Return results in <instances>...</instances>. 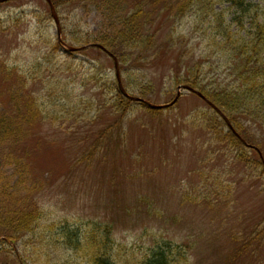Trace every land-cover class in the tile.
Wrapping results in <instances>:
<instances>
[{
  "label": "rangeland",
  "instance_id": "rangeland-1",
  "mask_svg": "<svg viewBox=\"0 0 264 264\" xmlns=\"http://www.w3.org/2000/svg\"><path fill=\"white\" fill-rule=\"evenodd\" d=\"M112 1L59 0L62 37L80 49L70 52L63 44L58 54L50 47L59 36L47 0L0 3V106L14 113H43L34 122L27 172L44 176L38 178L39 186L44 182L38 194L46 209L39 236L27 238L28 258L19 246L26 263H85L82 254L74 261L65 253L60 261V243L42 234L59 219L82 218L112 224L113 239L130 246L136 240L151 245L155 232L190 243V264H264V126L248 118H242L245 125L237 124L239 132L246 129L251 147L227 138L219 112L198 93L180 89L186 84L173 85L178 67L170 55H158L153 66L136 71L141 88L130 86L128 93L173 105L153 113L144 102H130L113 111L107 100L116 97L114 59L95 46L84 47L101 44L100 36L120 27L127 4ZM191 19L179 27L189 32L187 46L197 54L208 49L202 71L214 76L220 88L231 85L225 56L212 55L202 30L191 28ZM44 54L52 62L40 68L37 62ZM131 69L133 74L138 68ZM36 74L43 82L32 79ZM200 116L212 118V125ZM219 131L222 140L216 137ZM8 150L0 141V203H23L20 195L31 187V179ZM143 197L152 204L151 213ZM7 252L0 249V264H23L15 249Z\"/></svg>",
  "mask_w": 264,
  "mask_h": 264
},
{
  "label": "trees",
  "instance_id": "trees-1",
  "mask_svg": "<svg viewBox=\"0 0 264 264\" xmlns=\"http://www.w3.org/2000/svg\"><path fill=\"white\" fill-rule=\"evenodd\" d=\"M101 1L113 3L112 0ZM53 2L56 7L60 6L59 0H53ZM116 2L127 4V12L123 14L122 23L114 32L100 36L97 41L118 57L120 69L126 75L122 81L130 94H132L130 86L134 89L141 88L138 78H134L136 71L146 68L149 64L153 66L158 55H170L173 64L178 67L173 85L186 84L198 88L225 112L232 126L245 140L246 129L239 132L240 128L237 125L244 124L242 118H248L264 126V0H116ZM188 17H192L191 28L194 31L202 30L212 55L225 56V65L228 66L226 69L232 77L231 85L220 88V85L214 81V76L209 78L208 74L202 71L206 68L204 58L208 55V53L205 54L208 49L197 54L187 46L188 41L185 38L189 32L182 33L179 26ZM234 27L236 29H233ZM91 40L94 41L92 36H88L87 41ZM62 45L59 40L52 43L50 46L52 52L58 54V48L63 47ZM178 48L183 49L180 51ZM127 53L129 58L126 60L124 55ZM45 55L37 62L40 68L47 61L52 62L50 56ZM129 62L131 64L127 66ZM132 66L138 68L133 71V74ZM31 77L34 81L43 82V76L40 74ZM48 81L49 84L50 77ZM29 82L30 79L25 84ZM62 83V78L58 76L59 86ZM116 83L114 86L116 97L114 100H107L111 101L108 104L112 106L113 111L123 110L125 104L130 102L142 103L125 96L119 88L117 79ZM142 89L145 92V88ZM144 92L142 93L147 94ZM117 101L119 103H116ZM147 107L153 113L161 110L148 105ZM210 108L213 109L211 106ZM9 111L4 106H0V141L6 142L18 169L25 170L26 178L31 179L28 180L31 187L25 194L20 195L24 198L23 203L22 201L17 203L16 199V201L10 199L0 203V249L6 252L15 249L16 253L22 256V263L28 264L19 246L24 248L28 258L27 248L30 241L27 238L31 237L32 240L39 236L41 219L45 216L46 209L39 201V192L42 191L44 182L39 186L38 178L43 179L44 176L38 177L33 171L27 172L31 170L30 142L35 137L34 122L36 117L38 115L42 117L43 113L42 111H39L40 113ZM44 113L48 115H46L48 118L51 116L50 113ZM197 118L212 125V118L211 120L206 116ZM221 122L225 127L224 132L228 135L227 138L242 144L243 142L228 126L226 120L222 118ZM110 127L113 128V125ZM217 133L219 136L216 137L219 140L224 139L223 131ZM106 135H108L107 131L101 136ZM143 199L149 204L147 211L151 213L152 204L146 197ZM53 226L56 227V232L52 230ZM49 228V231L44 229L42 234L60 243L62 247L60 261L62 262H64L62 255L67 253L73 257L74 261L79 258L76 257L80 256L78 254H82L80 257L85 262H82L83 264H190L191 244L159 237V232L154 233L155 238L151 245L137 243L138 240H136L135 245L130 246L113 239L115 228L106 221L95 219L85 221L82 218L71 221L63 218L50 224ZM44 245L52 249V244ZM43 255L42 253V257ZM46 258H50V255ZM46 261L50 260H42V262ZM34 262L37 263L36 260Z\"/></svg>",
  "mask_w": 264,
  "mask_h": 264
},
{
  "label": "water",
  "instance_id": "water-1",
  "mask_svg": "<svg viewBox=\"0 0 264 264\" xmlns=\"http://www.w3.org/2000/svg\"><path fill=\"white\" fill-rule=\"evenodd\" d=\"M3 1H5V0H0V3L1 2H3ZM49 1V3L51 4V7H52V10H53V12H54V6H53V4H52V2H51V0H48ZM54 16H55V19H56V21L57 22H59L58 21V17H57V15H56V13H54ZM60 27H59V34L61 35V31H60ZM93 46H95V47H99V48H102L104 51H106L112 58H114V61H115V66H116V72H117V75H118V78H119V84H120V88H121V90H122V92L124 93V95L125 96H127L128 98H130V99H132V100H134V101H141V102H144V103H146V104H148L151 108H154V109H163V108H166V107H168V106H170V105H173L175 102H172V103H170V104H167V105H156V104H152V103H150L149 101H147V100H143V99H140V98H138V97H135V96H132V95H129L128 93H127V91L125 90V88H124V86H123V83H122V80H121V77H120V71H119V65H118V58H117V56L116 55H114L111 51H109L105 46H103L102 44H99V43H94V44H90V45H87V46H84V47H93ZM67 48L69 49V50H71V51H74V50H78V48H73V47H71V46H69V45H67ZM182 88H184V89H188V90H191V91H193V92H195V93H198L200 96H202L205 100H206V102H208L217 112H219L223 117H224V119L226 120V122L228 123V125L230 126V128L236 133V131L234 130V128H233V126H232V124L230 123V121H229V119H228V117L227 116H225L224 115V113L213 103V102H211L209 99H207L200 91H198V90H196V89H194L193 87H191V86H181V88L180 89H182ZM237 134V133H236ZM240 138H241V136L239 135V134H237ZM263 161H264V159H263Z\"/></svg>",
  "mask_w": 264,
  "mask_h": 264
}]
</instances>
